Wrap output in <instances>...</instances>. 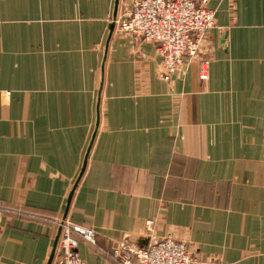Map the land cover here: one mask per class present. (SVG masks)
Returning <instances> with one entry per match:
<instances>
[{
  "label": "crops",
  "instance_id": "0c3cea01",
  "mask_svg": "<svg viewBox=\"0 0 264 264\" xmlns=\"http://www.w3.org/2000/svg\"><path fill=\"white\" fill-rule=\"evenodd\" d=\"M132 0H0V264H46L67 219L85 264L145 223L201 261L264 264V0H209L180 78L116 20ZM59 235V234H58Z\"/></svg>",
  "mask_w": 264,
  "mask_h": 264
},
{
  "label": "built area",
  "instance_id": "2783aa9c",
  "mask_svg": "<svg viewBox=\"0 0 264 264\" xmlns=\"http://www.w3.org/2000/svg\"><path fill=\"white\" fill-rule=\"evenodd\" d=\"M209 0H132L123 5V16L116 20L118 29L135 41L156 44L160 57L159 76L180 78L185 59H198L199 79H208L210 56H200V47L215 25ZM59 227L57 246L51 264H85L78 253V238L94 245L96 231L67 219L52 220ZM153 220H147V242L138 245L129 239L116 240L109 251L120 264H224L219 259L201 261L194 251L170 235L158 237Z\"/></svg>",
  "mask_w": 264,
  "mask_h": 264
},
{
  "label": "water",
  "instance_id": "95a60500",
  "mask_svg": "<svg viewBox=\"0 0 264 264\" xmlns=\"http://www.w3.org/2000/svg\"><path fill=\"white\" fill-rule=\"evenodd\" d=\"M59 231H60V230H59ZM59 231H58V234H59ZM58 234L56 235V239H55V241H57ZM52 258H53V254L49 257L48 262H47L46 264H51Z\"/></svg>",
  "mask_w": 264,
  "mask_h": 264
}]
</instances>
